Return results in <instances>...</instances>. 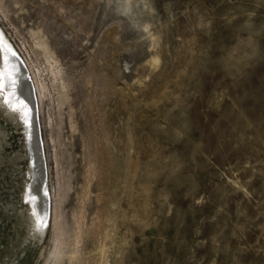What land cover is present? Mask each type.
I'll return each mask as SVG.
<instances>
[{
	"label": "rangeland",
	"instance_id": "374dc122",
	"mask_svg": "<svg viewBox=\"0 0 264 264\" xmlns=\"http://www.w3.org/2000/svg\"><path fill=\"white\" fill-rule=\"evenodd\" d=\"M0 29L53 214L0 87V264H264V0H0Z\"/></svg>",
	"mask_w": 264,
	"mask_h": 264
},
{
	"label": "bare ground",
	"instance_id": "6f19581e",
	"mask_svg": "<svg viewBox=\"0 0 264 264\" xmlns=\"http://www.w3.org/2000/svg\"><path fill=\"white\" fill-rule=\"evenodd\" d=\"M0 52L3 55V63L1 67L5 88L7 90L6 92L8 93L7 98L9 99L13 96V105L22 107L23 113L27 118L26 120L29 127L28 143L30 145V157L33 161V168L30 170L33 178L31 179L29 197L34 204L35 209L39 213L38 218H40L43 224H45L49 219H51L53 214L52 206H50V196L45 189L46 162L43 155L41 130L37 115L36 91L30 81L24 60L17 53L14 46L1 29ZM9 74L11 75L9 76Z\"/></svg>",
	"mask_w": 264,
	"mask_h": 264
},
{
	"label": "snow or ice",
	"instance_id": "6c2138e0",
	"mask_svg": "<svg viewBox=\"0 0 264 264\" xmlns=\"http://www.w3.org/2000/svg\"><path fill=\"white\" fill-rule=\"evenodd\" d=\"M11 74H9V76H10ZM3 86H5L4 84H2V83H0V87H3Z\"/></svg>",
	"mask_w": 264,
	"mask_h": 264
},
{
	"label": "water",
	"instance_id": "95a60500",
	"mask_svg": "<svg viewBox=\"0 0 264 264\" xmlns=\"http://www.w3.org/2000/svg\"><path fill=\"white\" fill-rule=\"evenodd\" d=\"M28 146H29V143H28Z\"/></svg>",
	"mask_w": 264,
	"mask_h": 264
}]
</instances>
